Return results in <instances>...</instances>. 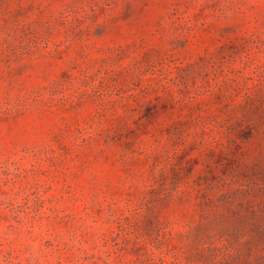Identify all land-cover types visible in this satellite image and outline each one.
<instances>
[{
    "label": "rangeland",
    "instance_id": "1",
    "mask_svg": "<svg viewBox=\"0 0 264 264\" xmlns=\"http://www.w3.org/2000/svg\"><path fill=\"white\" fill-rule=\"evenodd\" d=\"M0 264H264V0H0Z\"/></svg>",
    "mask_w": 264,
    "mask_h": 264
},
{
    "label": "trees",
    "instance_id": "2",
    "mask_svg": "<svg viewBox=\"0 0 264 264\" xmlns=\"http://www.w3.org/2000/svg\"><path fill=\"white\" fill-rule=\"evenodd\" d=\"M163 263V262H162Z\"/></svg>",
    "mask_w": 264,
    "mask_h": 264
}]
</instances>
